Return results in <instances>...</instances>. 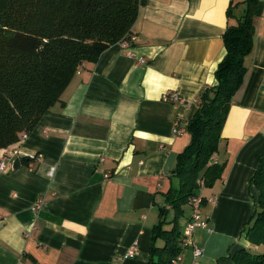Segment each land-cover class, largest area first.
Returning a JSON list of instances; mask_svg holds the SVG:
<instances>
[{
    "label": "crops",
    "instance_id": "1",
    "mask_svg": "<svg viewBox=\"0 0 264 264\" xmlns=\"http://www.w3.org/2000/svg\"><path fill=\"white\" fill-rule=\"evenodd\" d=\"M230 1L243 0H139L130 49L117 42L86 62L62 102L24 139L0 149L9 163L0 172V264L147 262L157 207L190 140L186 123L225 53ZM253 23L247 71L212 156L225 166L198 193L215 198L201 210L208 224L192 233L174 264H232L229 255L248 245L242 230L258 195L250 178L264 155V5ZM168 91L187 102L162 100ZM13 147L19 153L12 156ZM134 241L135 256L117 260Z\"/></svg>",
    "mask_w": 264,
    "mask_h": 264
},
{
    "label": "trees",
    "instance_id": "2",
    "mask_svg": "<svg viewBox=\"0 0 264 264\" xmlns=\"http://www.w3.org/2000/svg\"><path fill=\"white\" fill-rule=\"evenodd\" d=\"M263 5L262 0L230 1L226 8L227 18L234 21L222 33L225 53L214 70L215 83L200 90L198 109L186 123L190 140L177 154L163 204L157 207L145 264H174L185 248L183 227L191 218L184 206L191 207L200 183L211 187L221 177L225 164L212 156L246 74L253 19ZM138 8L139 0H0V149L26 136L42 114L62 102L66 85L86 62L96 61L107 46L131 34ZM250 184L258 195L242 230L248 245L229 255L232 264H264V155Z\"/></svg>",
    "mask_w": 264,
    "mask_h": 264
},
{
    "label": "built area",
    "instance_id": "3",
    "mask_svg": "<svg viewBox=\"0 0 264 264\" xmlns=\"http://www.w3.org/2000/svg\"><path fill=\"white\" fill-rule=\"evenodd\" d=\"M135 38L136 36L134 34H130L126 39H123L121 40L120 42H118L122 47L126 48L127 50L130 49L132 43L135 41ZM142 63L144 62V60H140ZM162 100L164 101H168V102H180V103H186L187 102V99L181 97L176 91H168L166 93H164L162 95ZM173 132L176 133V134H179L182 132L181 129L178 128V126H176L174 129H173ZM25 135L21 136L20 140L24 139ZM19 140V141H20ZM18 141V142H19ZM15 145V143L13 144ZM19 151L16 149V148H12V151H11V155H16L18 154ZM26 157H31L33 159H39L41 157L40 154L38 155H30V156H27L25 155ZM6 154L3 155L2 157H0V172L4 171L7 166H8V161L6 160ZM49 174L51 175L52 174V170H50ZM202 185V183H200ZM203 199L204 197L198 195V196H195L192 198L191 200V207H192V215H191V218L187 221V223L184 225L183 227V240H182V243L183 245L186 247V245H188L189 242V238L191 237L192 233L197 229H200V228H205L207 227V224H208V217L207 216H204L202 214V211H201V206L203 204ZM205 200V203L207 204H213L215 202V198L214 197H207L204 199ZM42 203V200H38L35 202L34 204V207H38L40 204ZM193 253H194V256L197 257L201 254V250L200 248H198L197 246H194V250H193ZM136 254V241H134L130 246H129V249H127L126 253H124V255L122 256H119L117 258V260H121L123 258H132L134 257ZM179 259V256L178 258L176 259V261ZM191 264H196L195 262H192Z\"/></svg>",
    "mask_w": 264,
    "mask_h": 264
},
{
    "label": "rangeland",
    "instance_id": "4",
    "mask_svg": "<svg viewBox=\"0 0 264 264\" xmlns=\"http://www.w3.org/2000/svg\"><path fill=\"white\" fill-rule=\"evenodd\" d=\"M167 188H168V186H167ZM167 188H166V190H167ZM185 207V213H186V215H190V217H191V215H192V212H193V210H192V207H189V205H186V206H184ZM205 206H204V204H202V206H201V210L204 208ZM184 213V214H185ZM172 215H173V213H172V210H169L168 211V214H167V218L168 219H170L171 217H172ZM183 219V218H182ZM181 224L183 223V220H181V222H180Z\"/></svg>",
    "mask_w": 264,
    "mask_h": 264
},
{
    "label": "water",
    "instance_id": "5",
    "mask_svg": "<svg viewBox=\"0 0 264 264\" xmlns=\"http://www.w3.org/2000/svg\"><path fill=\"white\" fill-rule=\"evenodd\" d=\"M19 165H20V159L15 157V159H13L12 169L14 170V169L18 168Z\"/></svg>",
    "mask_w": 264,
    "mask_h": 264
}]
</instances>
